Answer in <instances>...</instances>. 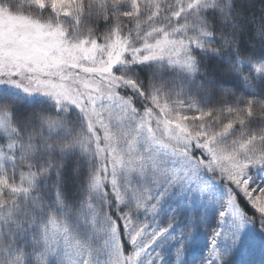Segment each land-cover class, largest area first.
I'll return each instance as SVG.
<instances>
[{
    "label": "snow or ice",
    "instance_id": "snow-or-ice-1",
    "mask_svg": "<svg viewBox=\"0 0 264 264\" xmlns=\"http://www.w3.org/2000/svg\"><path fill=\"white\" fill-rule=\"evenodd\" d=\"M0 264H264V0H0Z\"/></svg>",
    "mask_w": 264,
    "mask_h": 264
},
{
    "label": "rangeland",
    "instance_id": "rangeland-1",
    "mask_svg": "<svg viewBox=\"0 0 264 264\" xmlns=\"http://www.w3.org/2000/svg\"><path fill=\"white\" fill-rule=\"evenodd\" d=\"M255 260H256V261H259V260H260V256L257 255V256L255 257Z\"/></svg>",
    "mask_w": 264,
    "mask_h": 264
}]
</instances>
